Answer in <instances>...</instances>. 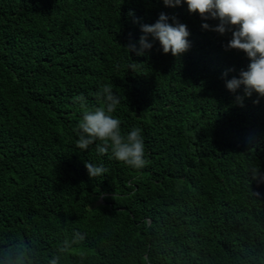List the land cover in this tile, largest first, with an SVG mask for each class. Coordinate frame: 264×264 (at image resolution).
Returning <instances> with one entry per match:
<instances>
[{"label": "trees", "instance_id": "obj_1", "mask_svg": "<svg viewBox=\"0 0 264 264\" xmlns=\"http://www.w3.org/2000/svg\"><path fill=\"white\" fill-rule=\"evenodd\" d=\"M160 13L190 49L149 37L129 53ZM205 22L219 23L162 0H0V264H264V98L223 89L211 62L250 61ZM104 84L122 133L142 129V169L76 147L74 98L94 109ZM86 161L108 172L90 178Z\"/></svg>", "mask_w": 264, "mask_h": 264}, {"label": "clouds", "instance_id": "obj_2", "mask_svg": "<svg viewBox=\"0 0 264 264\" xmlns=\"http://www.w3.org/2000/svg\"><path fill=\"white\" fill-rule=\"evenodd\" d=\"M162 2L166 7L171 8L187 4L188 11L198 12L202 20L219 22L214 27L207 22L202 23V28L205 30L220 34L232 31V38L228 40L226 49H234L236 53L247 55L250 61L247 69L229 72L227 64L213 60L211 63L216 68L212 70L219 77L224 90L233 93L242 91L244 95L237 96V101L241 105L244 97L251 98L253 93L264 98V0H162ZM169 19L173 22L169 23ZM141 32L143 35L139 40V49L134 44L124 46L129 53L144 55L147 50H151L153 43L149 42V37L153 41H159L164 54L171 53L176 57L181 56L191 47L187 25L181 23L175 16L170 18L166 13H160L154 24H141ZM216 36L224 39L222 35ZM97 54L98 51H95L94 55ZM138 64L140 63L132 60L128 67L134 72ZM17 71L11 75H15ZM199 84L200 89L205 90V82ZM195 93L197 91L190 86L189 94ZM96 97L99 106L94 109L87 108V101L83 95L74 98L83 109L82 118L74 129L78 136L76 147L80 150H88L95 144V151L101 156L109 155L110 158L137 170L144 168L147 160L142 129L133 127L127 133H122L121 121L113 115L120 103V97L114 93L113 86L104 84L96 93ZM254 103H259V99ZM262 116V112L259 111V119H262ZM85 167L90 178L93 179L108 172L103 164L95 165L86 161ZM96 197L95 205L105 206L104 195ZM75 236L77 239L64 242L66 246L61 249L62 252H68L71 246L84 240V236L79 232H76Z\"/></svg>", "mask_w": 264, "mask_h": 264}, {"label": "rangeland", "instance_id": "obj_3", "mask_svg": "<svg viewBox=\"0 0 264 264\" xmlns=\"http://www.w3.org/2000/svg\"><path fill=\"white\" fill-rule=\"evenodd\" d=\"M100 200H102V199H100Z\"/></svg>", "mask_w": 264, "mask_h": 264}]
</instances>
